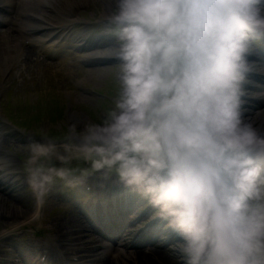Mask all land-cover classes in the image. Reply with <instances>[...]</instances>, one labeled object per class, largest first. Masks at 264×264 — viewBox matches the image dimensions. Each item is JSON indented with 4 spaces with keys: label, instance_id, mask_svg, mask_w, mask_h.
Here are the masks:
<instances>
[{
    "label": "clouds",
    "instance_id": "obj_1",
    "mask_svg": "<svg viewBox=\"0 0 264 264\" xmlns=\"http://www.w3.org/2000/svg\"><path fill=\"white\" fill-rule=\"evenodd\" d=\"M118 90L98 120L29 140L26 181L115 180L177 234L182 264H264V0H115Z\"/></svg>",
    "mask_w": 264,
    "mask_h": 264
},
{
    "label": "rangeland",
    "instance_id": "obj_2",
    "mask_svg": "<svg viewBox=\"0 0 264 264\" xmlns=\"http://www.w3.org/2000/svg\"><path fill=\"white\" fill-rule=\"evenodd\" d=\"M83 5H85V6H82V7H86V9L90 10V9L94 8L95 6H97V5H98L97 8L100 9V8H102L103 4H102V2H99L98 0L94 1L92 3H90V0H87V2L86 1L83 2ZM97 8L94 9V10H97ZM109 82L110 81L108 80V77H107L106 80H101L99 82V85L100 86H104L103 87L104 91L113 93V96H114L116 94L117 90H118V86L113 85V82H111V84L107 85L108 88L105 89L106 83H109ZM103 88H101V89H103ZM76 94H77L76 98L74 96H72V98H73V102H72L73 103V107L72 108H74V112H76V111L79 112V113H77L78 114V118H80V119L83 118L84 119V120H82V123H80L79 125L83 126L84 124H86L90 120H98L101 117L102 112L106 110V108L103 105L104 100L102 99V100L99 101L98 98L93 99L90 96H87L86 99L83 98V97H81V99H78L77 97L79 96V93L76 92ZM62 120L66 121L63 118H62ZM5 204H7V203L5 202ZM47 208H48V210H51V206L47 207ZM14 213H16V211ZM5 215H7V214H5ZM7 217H8V215H7ZM13 220H11V221H13ZM44 241L45 242H47V241L49 242V236H47V238L44 239Z\"/></svg>",
    "mask_w": 264,
    "mask_h": 264
},
{
    "label": "bare ground",
    "instance_id": "obj_3",
    "mask_svg": "<svg viewBox=\"0 0 264 264\" xmlns=\"http://www.w3.org/2000/svg\"><path fill=\"white\" fill-rule=\"evenodd\" d=\"M113 2L115 3V0ZM107 3L110 4V6L112 5V3H109V2H107ZM107 7H109V5ZM257 119L258 120H264V115L258 114ZM2 203L4 204L5 201L4 202L2 201ZM5 214H7L8 217H11V220L15 219L14 217L16 216V213H14L12 210H9V209L5 210L3 215H5Z\"/></svg>",
    "mask_w": 264,
    "mask_h": 264
}]
</instances>
